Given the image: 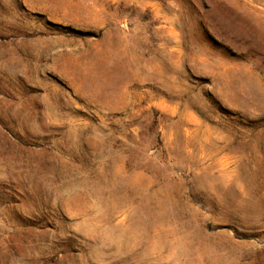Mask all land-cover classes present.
<instances>
[{
	"label": "rangeland",
	"instance_id": "rangeland-1",
	"mask_svg": "<svg viewBox=\"0 0 264 264\" xmlns=\"http://www.w3.org/2000/svg\"><path fill=\"white\" fill-rule=\"evenodd\" d=\"M0 264H264V0H0Z\"/></svg>",
	"mask_w": 264,
	"mask_h": 264
}]
</instances>
